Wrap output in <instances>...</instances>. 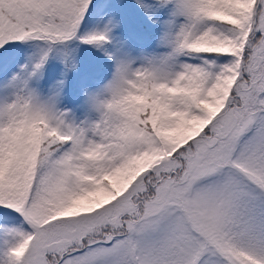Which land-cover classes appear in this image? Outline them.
I'll list each match as a JSON object with an SVG mask.
<instances>
[{"label": "snow or ice", "instance_id": "obj_1", "mask_svg": "<svg viewBox=\"0 0 264 264\" xmlns=\"http://www.w3.org/2000/svg\"><path fill=\"white\" fill-rule=\"evenodd\" d=\"M0 264H264V0H0Z\"/></svg>", "mask_w": 264, "mask_h": 264}]
</instances>
